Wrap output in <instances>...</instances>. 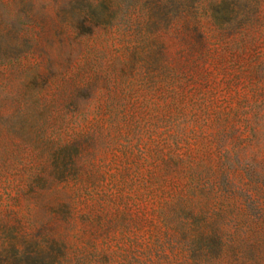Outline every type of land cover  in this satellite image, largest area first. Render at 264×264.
Returning <instances> with one entry per match:
<instances>
[{
	"label": "rangeland",
	"instance_id": "rangeland-1",
	"mask_svg": "<svg viewBox=\"0 0 264 264\" xmlns=\"http://www.w3.org/2000/svg\"><path fill=\"white\" fill-rule=\"evenodd\" d=\"M0 264H264V0H0Z\"/></svg>",
	"mask_w": 264,
	"mask_h": 264
}]
</instances>
